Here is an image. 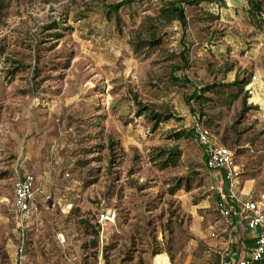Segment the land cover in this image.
<instances>
[{"label": "rangeland", "instance_id": "374dc122", "mask_svg": "<svg viewBox=\"0 0 264 264\" xmlns=\"http://www.w3.org/2000/svg\"><path fill=\"white\" fill-rule=\"evenodd\" d=\"M115 1L0 0V264H14L20 231L29 264H210L215 176L195 118L264 189V23L247 19L245 0L184 4V26L158 25L161 42L135 52L160 0L106 18ZM245 71V109L241 96L187 102L193 84ZM151 112L170 116L153 127ZM173 145L176 162L160 167L159 149ZM24 173L35 211L21 221L11 179Z\"/></svg>", "mask_w": 264, "mask_h": 264}, {"label": "built area", "instance_id": "2783aa9c", "mask_svg": "<svg viewBox=\"0 0 264 264\" xmlns=\"http://www.w3.org/2000/svg\"><path fill=\"white\" fill-rule=\"evenodd\" d=\"M193 138L200 145L203 153V165L215 176V202L217 223L208 227V236L218 243L209 247L216 256L213 264H264V190L257 193L251 190L242 191L239 186V165L234 159L233 151L223 144L213 141L211 130L199 119L191 123ZM11 205L19 219L27 218L35 211L34 179L32 174H15L11 179ZM235 214L242 221L245 229H255L253 244L247 254L232 257L229 249V239L225 234L234 225L232 217ZM16 245L14 264H28L24 260L23 233L19 232ZM62 240V238H61Z\"/></svg>", "mask_w": 264, "mask_h": 264}, {"label": "trees", "instance_id": "16d2710c", "mask_svg": "<svg viewBox=\"0 0 264 264\" xmlns=\"http://www.w3.org/2000/svg\"><path fill=\"white\" fill-rule=\"evenodd\" d=\"M134 0H118L115 2H109L106 5L104 10V16L106 18L113 17L114 19H119V15L116 13L117 9L123 5H127ZM141 1V0H137ZM202 0H160L157 7L154 9V14H146L141 19L142 22L146 21L147 24L140 27V29L144 30L146 35L141 38L140 32L138 31L135 37V40L131 41V46L133 51L150 52L153 50L161 42L162 34L166 31L156 32L158 25L162 23L170 22L171 20H177L180 25L184 26L186 24V16L184 12L183 5L184 4H197ZM209 1V0H206ZM215 3L224 5L223 0H213ZM246 5L244 7L245 15L247 19L256 27H260L264 23V0H245ZM181 64L183 66L188 65V60L184 55H180ZM250 74L245 71L241 76L236 75L232 80L222 81V80H212L209 82H204L201 84H193L192 90L187 96V102L189 100L195 101L199 106L203 102L210 101L211 106L214 105H225L228 106L234 99L238 96H241L242 101V109L246 108L245 98L247 96L246 89L244 86L249 83ZM177 80L176 77H174ZM182 80L189 82V80L183 76ZM212 94V95H210ZM193 110V107L191 108ZM199 114H206L202 109H199ZM149 118L152 121V126H156V124L162 120L167 119L170 114L169 113H161V112H151L148 114ZM207 116V115H206ZM208 117V116H207ZM180 134V132H176L175 135ZM214 141V140H213ZM214 143H216L214 141ZM221 144V143H216ZM224 145V144H223ZM228 147V146H227ZM231 149V148H230ZM233 151V156L235 158V153ZM159 155H163V158L160 161V167H164L169 164H174L178 158L180 150L177 146H170L168 148L159 149ZM241 167L239 166V177H241ZM12 200V198H11ZM35 200V197H34ZM97 217V215H96ZM23 233V232H22ZM26 235L23 233V247L24 252L26 250ZM77 264H81L80 260L77 259Z\"/></svg>", "mask_w": 264, "mask_h": 264}, {"label": "crops", "instance_id": "0c3cea01", "mask_svg": "<svg viewBox=\"0 0 264 264\" xmlns=\"http://www.w3.org/2000/svg\"><path fill=\"white\" fill-rule=\"evenodd\" d=\"M239 186L242 187V191L251 190L254 193L264 190L262 188H256V189L253 188V183L251 181V178H245V179L240 178ZM232 217L235 220L234 225L225 234L228 236L229 239V249L231 251V255L233 258H235L238 255L247 254L249 247L253 244V239L256 230L245 229L243 227L242 221H238L235 214H232ZM217 222L218 219H215L213 223H217ZM210 239L212 240V244L210 246H213L216 243H218L217 239L215 238H210ZM215 260H216V256L212 252V258L209 259L210 264H213ZM63 262L65 264H77L76 261L70 258H67L66 261ZM253 264H259V263L254 262Z\"/></svg>", "mask_w": 264, "mask_h": 264}, {"label": "bare ground", "instance_id": "6f19581e", "mask_svg": "<svg viewBox=\"0 0 264 264\" xmlns=\"http://www.w3.org/2000/svg\"><path fill=\"white\" fill-rule=\"evenodd\" d=\"M167 262L166 257L160 256V258L157 260V264H165Z\"/></svg>", "mask_w": 264, "mask_h": 264}]
</instances>
